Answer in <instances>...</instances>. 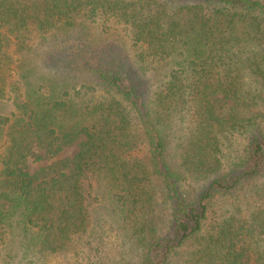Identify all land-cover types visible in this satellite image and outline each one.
<instances>
[{
    "label": "trees",
    "instance_id": "trees-1",
    "mask_svg": "<svg viewBox=\"0 0 264 264\" xmlns=\"http://www.w3.org/2000/svg\"><path fill=\"white\" fill-rule=\"evenodd\" d=\"M83 19L126 27L138 65L173 66L166 80L151 92L116 63L97 74L111 96L78 109L66 89L28 94L18 53ZM0 100L15 108L0 121V246L17 230L27 254L72 252L99 177L139 264H264V0H0ZM81 137L74 157L28 171L35 148L56 157ZM191 177L209 178L195 197L179 187ZM159 196L172 209L161 236Z\"/></svg>",
    "mask_w": 264,
    "mask_h": 264
},
{
    "label": "rangeland",
    "instance_id": "rangeland-1",
    "mask_svg": "<svg viewBox=\"0 0 264 264\" xmlns=\"http://www.w3.org/2000/svg\"><path fill=\"white\" fill-rule=\"evenodd\" d=\"M140 49V45L134 44L126 27L114 23L104 26L102 22L83 19L76 21L70 28L57 29L45 40L39 39L31 47L21 50L18 53L19 72L25 75L28 94L38 87H43L40 91L42 95L51 92L52 88L59 93L66 89L68 98L73 100L78 109L83 102L92 98L111 96L104 90L97 74L98 69H113L116 63L130 67L139 74L151 92L155 91L166 80L173 66L149 62L138 65L136 55ZM82 86L86 88L82 89ZM77 91H81L80 96L75 94ZM14 109L11 102L0 100V121L10 117ZM5 128L0 122V147L5 141ZM82 140L83 137L77 143L65 147L56 157H49L43 150L35 148L27 160L28 171L35 173L57 160L74 157ZM177 164L178 158H175L171 165L180 169ZM208 181L209 178L191 177L188 182L180 183L179 187L181 191L191 190V195L195 197ZM91 185L96 201L91 212L92 225L87 235L76 239L72 252L65 256L57 253L40 255L28 249L30 253L27 254L25 248L29 241L15 230L0 246V264H26L30 259L37 264H63L68 259L74 264H84L92 257L97 261L104 254L122 263L139 264L144 249L132 238L131 233L120 229L122 218L109 181L97 177ZM171 211L164 197L159 196L154 221L157 236L166 231ZM148 239V242L152 240Z\"/></svg>",
    "mask_w": 264,
    "mask_h": 264
}]
</instances>
